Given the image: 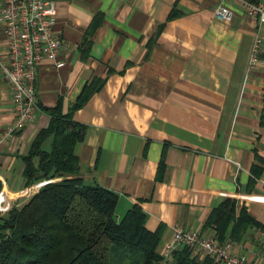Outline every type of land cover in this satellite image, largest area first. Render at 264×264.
Here are the masks:
<instances>
[{
    "label": "crops",
    "instance_id": "obj_1",
    "mask_svg": "<svg viewBox=\"0 0 264 264\" xmlns=\"http://www.w3.org/2000/svg\"><path fill=\"white\" fill-rule=\"evenodd\" d=\"M51 1L61 64L37 63V109L9 137L2 132L13 114L11 92L0 76V202L21 203L40 183L23 185L21 170L48 122L41 107L58 101L67 112L93 77L99 87L70 111L84 126L73 146L75 175L116 193L117 218L137 204L146 229L160 226L157 251L175 226L216 240L205 219L234 198L259 225L218 242L264 264V24L239 0ZM221 3L227 21L213 15ZM4 42L0 20V54Z\"/></svg>",
    "mask_w": 264,
    "mask_h": 264
},
{
    "label": "trees",
    "instance_id": "obj_2",
    "mask_svg": "<svg viewBox=\"0 0 264 264\" xmlns=\"http://www.w3.org/2000/svg\"><path fill=\"white\" fill-rule=\"evenodd\" d=\"M98 87L99 80L92 77L65 113L60 112L58 101L41 107L49 115L48 122L22 157L21 176L23 185L48 180L20 204L11 200L0 213V264H119L116 254L125 264H155L161 258L156 248L160 226L146 229L144 214L135 203L117 218L116 193L98 184H85L75 175L78 160L73 146L81 139L84 126L70 119V111ZM48 136L45 147L42 141ZM56 175L64 177L49 179ZM205 223L213 226L217 241L225 232L237 240L248 226L259 225L243 206L236 210L235 199L229 197L211 209ZM195 254L192 246L181 245L170 252L167 264L219 263L206 255L199 260Z\"/></svg>",
    "mask_w": 264,
    "mask_h": 264
},
{
    "label": "built area",
    "instance_id": "obj_3",
    "mask_svg": "<svg viewBox=\"0 0 264 264\" xmlns=\"http://www.w3.org/2000/svg\"><path fill=\"white\" fill-rule=\"evenodd\" d=\"M239 1L247 16L264 24V0ZM213 15L227 21L230 10L221 3L215 6ZM0 20L5 38L0 54V76L10 88L13 113L2 134L9 137L37 109L34 92L37 63L42 58H47L54 66L61 64V60L57 58L60 39L52 28L54 6L51 0H0ZM256 53L257 40L251 50L248 68L256 60ZM181 245H190L201 256H210L223 264H250L242 254L231 253L227 241L218 242L197 231L177 226L172 228L170 239L159 250L161 258L155 264H167L170 252Z\"/></svg>",
    "mask_w": 264,
    "mask_h": 264
},
{
    "label": "rangeland",
    "instance_id": "obj_4",
    "mask_svg": "<svg viewBox=\"0 0 264 264\" xmlns=\"http://www.w3.org/2000/svg\"><path fill=\"white\" fill-rule=\"evenodd\" d=\"M62 177H64V175H56V176H53V177H51V178H49V179H52V180H58V179H60V178H62ZM47 180H48V178L43 179V180H38V181H35V182L37 183V182L40 181V183H41V181H42V183H43V182H46ZM40 183H39V184H40ZM29 184H30V183H29ZM34 184H35V183H34ZM34 184H32V186H33ZM38 186H39V185H38ZM33 187H34V186H33ZM36 187H37V186H35V187L33 188V190H35ZM30 194H31V193H29L28 196H29ZM12 201H13V200H12ZM12 201H10V202H12ZM10 202H9V204H10ZM16 202H17V200H16ZM19 202H20V201H19ZM7 203H8V202H7L6 200L0 202V213H3V212L6 211V209L8 208ZM9 204H8V205H9ZM16 204L18 205V204H20V203L17 202ZM116 259H117V260H116ZM116 259H115V262H116V263L118 262L119 264H125V262H124L123 259L120 260V258H119V254H116ZM127 262H128V261H126V264H127Z\"/></svg>",
    "mask_w": 264,
    "mask_h": 264
}]
</instances>
